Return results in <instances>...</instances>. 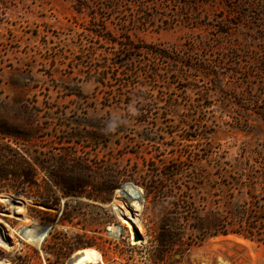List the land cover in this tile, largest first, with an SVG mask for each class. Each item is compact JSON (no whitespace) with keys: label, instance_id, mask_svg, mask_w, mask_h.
I'll return each mask as SVG.
<instances>
[{"label":"rangeland","instance_id":"1","mask_svg":"<svg viewBox=\"0 0 264 264\" xmlns=\"http://www.w3.org/2000/svg\"><path fill=\"white\" fill-rule=\"evenodd\" d=\"M91 1L0 0V263L264 264V0Z\"/></svg>","mask_w":264,"mask_h":264},{"label":"bare ground","instance_id":"2","mask_svg":"<svg viewBox=\"0 0 264 264\" xmlns=\"http://www.w3.org/2000/svg\"><path fill=\"white\" fill-rule=\"evenodd\" d=\"M127 189L131 193L135 192V189H133L130 186H128ZM1 200L4 202H10V203L14 202V203L22 204V201L20 199H18L15 196H11V195H3L1 196ZM137 204L134 203L131 205L135 209L140 210V206H138ZM18 211H21L22 213L24 212V210L21 207L20 208L18 207ZM23 220H27L25 215H23ZM5 226H6V223H4V225L2 223L0 224V228H1L0 240H2L3 237L7 239V233H6L7 231H6ZM110 229L115 235L119 234V229L117 227H110ZM48 232H49L48 225L42 224V223H34L32 227L24 226L21 229L20 234L26 241H28L35 247H39L41 243L43 242V240L48 235ZM100 263H103V261L98 251H96L94 248H83L78 251L77 256L71 261L70 264H100Z\"/></svg>","mask_w":264,"mask_h":264},{"label":"trees","instance_id":"3","mask_svg":"<svg viewBox=\"0 0 264 264\" xmlns=\"http://www.w3.org/2000/svg\"><path fill=\"white\" fill-rule=\"evenodd\" d=\"M74 8L77 12H86L87 10H90L92 11L94 6H93V2L91 0H75V3H74ZM92 17L94 18V13L91 12ZM100 37H103L102 34L100 35ZM79 243L76 242V246L78 245Z\"/></svg>","mask_w":264,"mask_h":264},{"label":"water","instance_id":"4","mask_svg":"<svg viewBox=\"0 0 264 264\" xmlns=\"http://www.w3.org/2000/svg\"><path fill=\"white\" fill-rule=\"evenodd\" d=\"M130 186V185H129ZM128 187V186H127ZM127 187H124L123 189H122V193H124V194H126L128 197H130V198H133V197H135V196H139V190H136L134 193H131V192H129L128 191V189H127ZM130 187H132V186H130Z\"/></svg>","mask_w":264,"mask_h":264}]
</instances>
